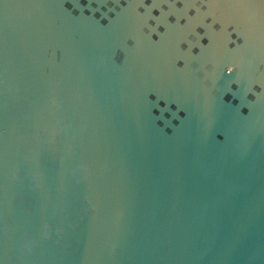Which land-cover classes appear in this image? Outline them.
Masks as SVG:
<instances>
[{
    "label": "water",
    "instance_id": "water-1",
    "mask_svg": "<svg viewBox=\"0 0 264 264\" xmlns=\"http://www.w3.org/2000/svg\"><path fill=\"white\" fill-rule=\"evenodd\" d=\"M0 264H264V0H0Z\"/></svg>",
    "mask_w": 264,
    "mask_h": 264
},
{
    "label": "clouds",
    "instance_id": "clouds-1",
    "mask_svg": "<svg viewBox=\"0 0 264 264\" xmlns=\"http://www.w3.org/2000/svg\"><path fill=\"white\" fill-rule=\"evenodd\" d=\"M236 71H238V69L236 68L235 65H233V66H229V67L226 68V73H227L228 75H232V74H233L234 72H236Z\"/></svg>",
    "mask_w": 264,
    "mask_h": 264
}]
</instances>
